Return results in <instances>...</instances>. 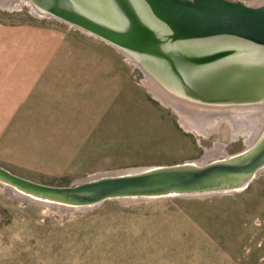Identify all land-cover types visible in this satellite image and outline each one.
<instances>
[{
    "label": "rangeland",
    "instance_id": "1",
    "mask_svg": "<svg viewBox=\"0 0 264 264\" xmlns=\"http://www.w3.org/2000/svg\"><path fill=\"white\" fill-rule=\"evenodd\" d=\"M2 1L15 6L0 5V68L18 59L20 27L81 33L29 0ZM119 57V87L103 79L98 94L74 108L75 119H57L53 105L25 106L29 75L0 74V164L38 182L74 185L94 173L222 159L262 133L264 111L231 107L213 109L241 116L240 126L254 128L251 142L250 130L235 137L236 125L221 115L215 128L187 127L156 94L152 85L161 84L120 50ZM217 143L225 152L206 156ZM0 264H264V167L235 192L108 199L85 209L31 201L0 182Z\"/></svg>",
    "mask_w": 264,
    "mask_h": 264
},
{
    "label": "water",
    "instance_id": "2",
    "mask_svg": "<svg viewBox=\"0 0 264 264\" xmlns=\"http://www.w3.org/2000/svg\"><path fill=\"white\" fill-rule=\"evenodd\" d=\"M113 44L175 99L264 111V4L243 0H29ZM264 167V129L222 159L94 173L52 185L0 164V182L38 203L91 208L108 199L224 194L247 188Z\"/></svg>",
    "mask_w": 264,
    "mask_h": 264
},
{
    "label": "crops",
    "instance_id": "3",
    "mask_svg": "<svg viewBox=\"0 0 264 264\" xmlns=\"http://www.w3.org/2000/svg\"><path fill=\"white\" fill-rule=\"evenodd\" d=\"M70 25L81 33L55 34L43 28L48 24H41L39 26L43 27L39 28H32L31 25L20 27L22 32L13 36L19 51L15 58L18 59L9 65L13 68H0V74L29 75L30 85H33L25 89L24 105L56 106L54 112L60 116L57 119H75L76 106L85 102L88 93L95 97L101 90L103 79L108 80V86L114 87H119L120 80L117 74L119 49L92 33ZM5 42L6 39L1 40V45L6 46ZM55 61L60 64H55ZM36 112L35 115H39L47 111Z\"/></svg>",
    "mask_w": 264,
    "mask_h": 264
},
{
    "label": "bare ground",
    "instance_id": "4",
    "mask_svg": "<svg viewBox=\"0 0 264 264\" xmlns=\"http://www.w3.org/2000/svg\"><path fill=\"white\" fill-rule=\"evenodd\" d=\"M0 5H4V6L8 5L9 7L15 6L12 3V1L6 3L2 0H0ZM152 86H153V89H156V94L164 102L171 103L176 107V109L180 112L182 119H183V122L186 124L187 127H190L191 129H196L200 132L203 131L202 127L204 125H206V126L208 125L207 127H209V129L215 128V127L219 126L222 122V120H218V118H217L218 115H221L223 119L229 118L236 125V127H237L236 129H238V130L234 131L235 137H237L241 133H245V132L250 130L249 131L250 135H249L247 140H248V142H251V140L253 139L254 128H252L248 125L240 126L239 123H241V121L243 120V118L241 116L234 114V113H231V114L230 113H224L225 112L224 110L223 111L222 110H220V111L214 110L213 106L197 105V104H194V103H191L188 101L175 99L171 95H169L166 91H164L162 88L158 89L154 84ZM199 108L200 109L202 108L203 110H200ZM233 109L238 110L237 108H233ZM247 122H249V121H247ZM218 152H225V147H224L223 143H217L214 148L208 149L206 156H210V155L216 154Z\"/></svg>",
    "mask_w": 264,
    "mask_h": 264
}]
</instances>
